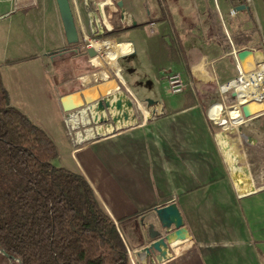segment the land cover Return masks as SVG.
<instances>
[{
    "label": "crops",
    "instance_id": "obj_1",
    "mask_svg": "<svg viewBox=\"0 0 264 264\" xmlns=\"http://www.w3.org/2000/svg\"><path fill=\"white\" fill-rule=\"evenodd\" d=\"M120 2L124 19L111 0H71L76 25L89 38L101 36L108 25L104 31H112L115 17L121 26L115 35L149 26L158 36L154 39L156 45L140 49L148 70L145 66L147 71L142 73L137 65L128 67L124 86L108 80L90 85L88 79L78 93L60 81L50 86L60 104L64 128L71 134L69 154L74 158V168H65L86 178L113 221L135 215L118 226L127 242L131 264H264V184L257 186L245 179L243 169L239 172L236 155L220 144L218 122L207 109L213 103L220 106L217 102L222 106L239 103L233 91L221 90V85L237 76V69L232 48L227 45L225 50L221 33L216 35L213 29L210 16L219 21L215 7L205 0ZM240 5L241 1L235 4V16L238 11L245 12V8L237 9ZM227 12V17H235ZM219 16L223 20L220 12ZM21 28L28 44L23 51L12 52L10 58L0 55L2 81L10 104L48 134L58 153V143L48 126L23 110L3 76L6 67H28L39 58L42 69L52 70L54 57L69 52L56 0H0V41L12 44L20 38ZM37 36L42 55L30 45ZM102 42L114 44L111 40ZM119 43H129L130 58L137 59L134 42ZM249 59L253 67L257 63V58H247L239 63L244 71L252 69H246ZM222 60H228L235 70L228 72L220 66ZM170 73L181 74L185 83L182 97L167 102L149 98L154 101L147 109L151 114L143 108L144 119L139 118L137 126L112 133L111 126L93 119L99 117L93 107L101 96L124 90L129 97L146 101L138 86L148 85L152 90L153 85H167ZM82 76L88 78L87 74ZM110 85L114 87L108 89ZM22 93L21 97L32 102L31 94ZM248 103L254 105L248 119L263 115L260 100ZM251 141L257 143L254 137ZM170 201L175 202L182 216L191 247L179 256L168 250L167 259L160 263L155 260L156 252L145 255L141 250L150 241L149 230L160 229L154 208Z\"/></svg>",
    "mask_w": 264,
    "mask_h": 264
},
{
    "label": "trees",
    "instance_id": "obj_2",
    "mask_svg": "<svg viewBox=\"0 0 264 264\" xmlns=\"http://www.w3.org/2000/svg\"><path fill=\"white\" fill-rule=\"evenodd\" d=\"M233 45L262 43L239 34ZM57 156L48 134L10 104L0 71V264H131L118 226L135 215L113 221L86 178L55 165Z\"/></svg>",
    "mask_w": 264,
    "mask_h": 264
},
{
    "label": "rangeland",
    "instance_id": "obj_3",
    "mask_svg": "<svg viewBox=\"0 0 264 264\" xmlns=\"http://www.w3.org/2000/svg\"><path fill=\"white\" fill-rule=\"evenodd\" d=\"M120 1L121 0H111L115 6L116 3ZM205 1H208L215 7V15L217 18H219L218 27L220 29L221 39L224 44L223 46H225V50H228L227 45L231 48L230 41L233 43L235 36L239 34H248L250 38V44H257L260 41L263 45L262 50L264 51V0H247L253 21L248 19L244 11H238V14L234 18L227 17V11H229L230 8L236 7L235 4L240 2V0ZM219 12L223 15V20L220 19ZM253 23L255 27L253 26ZM111 26L112 28L110 29H121L120 23H118V17H115L114 20H112ZM137 29L138 30L134 32L131 31L125 34L120 31L117 35L111 38H90L91 40H99L101 42L111 40V42L114 43L110 44L112 46H115L116 43L122 41L134 42L137 52V59H131L130 54L120 56L117 58V69H115L112 64L107 63L105 59H103L101 53H97L96 56L101 59V61L98 63L93 61L95 57L89 59L86 54V48L89 42L83 41L82 39L79 42V45L81 46V54L69 51L62 56L56 55L54 57V65L52 70L48 69V67L42 69V62L39 60L40 58L37 60V62H34V64L28 67L23 66L22 68H19L13 66L6 67V69H4L3 76L6 79L7 85H10L14 98H18L17 100L21 102L23 110L29 112L32 116H34V118H37L39 121H41L42 124L48 126L50 134L58 143V156L53 160L55 165L74 168V158L71 154H69L71 134H69L68 130L64 128V117L62 116L60 104L58 103V99L56 98V95H54L55 93L52 92L50 86L53 85L54 82L60 81L65 85H69L71 92L78 93L80 91V87L84 86L82 83L85 81V79L89 80L90 85H97L100 83L99 80L114 81L115 83L122 84L121 81H127L126 69L131 67L133 64L139 66L141 70L140 72L143 73L144 71H147L148 68L145 65L147 63L140 49L149 50L150 45L151 47L154 44L156 45L154 39L158 36V33L152 31L149 26L139 27ZM171 32L172 31L170 30L169 35H172ZM19 35L20 38H18V40L14 41L12 44L0 41V55L6 54L7 58H10L13 56L11 55L12 52H18L21 50L23 51V49L26 48L28 42L26 38V32L23 28H21ZM37 37L38 39L33 38L31 40L30 45L32 44V50H35L38 54L42 55L44 54V51L41 47V40L39 36ZM259 59V64L264 63V57L263 59ZM42 61L45 63L46 59L44 58ZM228 63V60H222L219 65H224L228 72H232L233 69L235 70L233 64L229 65ZM259 64L256 63L252 69L257 70V66ZM145 66L147 70L144 68ZM85 74H87L88 78L82 76ZM119 75L121 78H119ZM136 76L143 77V75ZM122 86L124 85L122 84ZM166 86L167 85L163 84L153 85L152 90L148 87V85H141L138 87L142 97H155L157 100L162 102L179 100L182 97V94L180 93L172 94L168 92ZM20 88H22L23 93ZM230 90L235 91L232 88ZM21 93L25 96H29V94H31L33 97L32 102L31 100H25L23 97H21ZM259 100L260 103L263 104V115L254 120L243 118L242 122L238 125L240 132H237L239 136H242V138L247 136L256 138V144H253L252 141L248 142L247 140L239 142L237 137H235V132L232 131L231 127H237V125H235L233 119L228 114V111L234 105H238L237 102H233L231 105L226 106H222L220 102H217L221 107L216 103H213L207 107V109L209 108V115L212 109L218 110L221 115H223L224 122L220 121L218 124H216V131L218 134L221 133L224 135L236 146L237 150H233V152L236 155L235 157L238 163L237 167L239 172H241V169H243L245 171L243 174L245 179L247 178L250 182L254 181L257 186H259V184H264V94ZM142 102L143 107H141V112L137 110L140 119H144L142 115V109L144 108L147 111V103L143 101V99ZM221 108L224 109V112H222ZM65 133L67 136H65ZM252 188H254L253 185Z\"/></svg>",
    "mask_w": 264,
    "mask_h": 264
},
{
    "label": "water",
    "instance_id": "obj_4",
    "mask_svg": "<svg viewBox=\"0 0 264 264\" xmlns=\"http://www.w3.org/2000/svg\"><path fill=\"white\" fill-rule=\"evenodd\" d=\"M59 14L61 17L66 41L68 44H75L79 41V31L75 23L74 13L72 11L69 0H56ZM116 8L120 11L121 19L125 18V10L122 6V2L116 4ZM245 5L237 7L238 10L244 9ZM86 54L89 59L97 56V51L88 46L86 48ZM237 60L242 63L247 57L262 58L264 57V51L262 49L252 50L250 48H244L237 52ZM232 95L237 98V93L233 91ZM147 109L153 105L152 99H146ZM238 108L241 112L242 119H248L252 116L253 112L250 108V103L244 101L238 103ZM90 109V108H88ZM140 108L128 96L126 91L119 90L115 93H109L101 96L93 107V111L98 113L93 117L97 122L111 126L110 132H118L126 128L134 127L139 124L138 111ZM153 113V112H152ZM149 118V117H148ZM147 118V119H148ZM247 141H251V137L247 136ZM154 213L160 224L159 230H149V243L142 248V252L145 255L150 254L151 251L156 252L155 260L162 262L167 259L168 250L176 252V256L181 255L185 249L191 247V243L187 236V231L184 227L182 216L174 201H170L163 206L154 208ZM184 241V245L181 242Z\"/></svg>",
    "mask_w": 264,
    "mask_h": 264
},
{
    "label": "bare ground",
    "instance_id": "obj_5",
    "mask_svg": "<svg viewBox=\"0 0 264 264\" xmlns=\"http://www.w3.org/2000/svg\"><path fill=\"white\" fill-rule=\"evenodd\" d=\"M90 41H89V46L94 48L97 51V53H101L103 56V59H105L107 63L112 64L114 67L118 66V63H117L118 57L126 53H129L132 50L131 45L129 43H119L115 46H112V45H109L107 43L100 42V41H94V40H90ZM247 58H250V57H247ZM93 61L95 63H98L101 60L99 57L95 56ZM258 61H260L259 58H258ZM252 67H253V64L251 63V59H249L247 62L246 69H250ZM112 87H114V85L108 86V89ZM231 88H233L235 92L237 93L239 103H242L244 101H249L252 99L262 98V95L264 94V63H260L257 67L256 72L252 75L245 76V78L242 81L232 80L227 84L225 83L224 85H221L222 91H227ZM250 108L251 110L254 109V105H250ZM144 111L147 115H149L148 111H146L145 109ZM228 114L233 119L235 125H237V127H231L232 131L235 132V135H236L235 137H237L239 142L246 141L247 137L242 138V136H239V134L237 133V132H240L238 129V125L242 122V116L238 108V105H234L233 107H231L228 111ZM210 116L217 122H220V121L224 122V117L223 115H221V113L218 110L212 109L210 111ZM217 137H218L220 144L222 145L224 149L237 150L236 146L221 133H219Z\"/></svg>",
    "mask_w": 264,
    "mask_h": 264
},
{
    "label": "built area",
    "instance_id": "obj_6",
    "mask_svg": "<svg viewBox=\"0 0 264 264\" xmlns=\"http://www.w3.org/2000/svg\"><path fill=\"white\" fill-rule=\"evenodd\" d=\"M235 14H236V9L235 8H231L230 10H229V15L231 16V17H234L235 16ZM108 28V26H105V28H104V30L105 29H107ZM103 30V31H104ZM80 33H81V38H82V40L83 41H86V42H89L91 39L88 37V35H86L84 32H83V30L81 29L80 30ZM96 41H99V40H96ZM230 43H231V48H232V54H233V56H234V58H235V60H236V69H237V76L233 79V80H240V81H242L244 78H245V76H249V75H252V74H254L255 72H256V70L255 69H251V70H249V71H244L242 68H241V66H240V64H239V62H238V60H237V57H236V54H237V52L238 51H240V50H242V49H244V48H250V49H252V50H258V49H262V47H263V45L261 46V47H242V48H235L234 46H233V43L230 41ZM89 46V44L87 45V47ZM132 52V51H131ZM130 52V53H131ZM129 53V54H130ZM127 55V54H126ZM259 62L260 61H258V59H257V64H259ZM258 67V66H257ZM117 76V75H116ZM118 78V77H117ZM166 81H167V90H168V92H170V93H172V94H177V93H181V92H183L184 91V89H185V83H184V80H183V78H182V76H181V74L180 73H170V74H168L167 76H166ZM122 84H124L123 83V81H122ZM233 89V88H232ZM125 90H127V89H125ZM128 91V90H127ZM129 92V91H128ZM132 96V100L136 103V105L140 108V110H141V105L143 104L142 102H139V101H137L136 99H135V96L134 95H131ZM259 100V99H258ZM148 111V110H147ZM149 112V111H148ZM151 113H149V115H150Z\"/></svg>",
    "mask_w": 264,
    "mask_h": 264
},
{
    "label": "flooded vegetation",
    "instance_id": "obj_7",
    "mask_svg": "<svg viewBox=\"0 0 264 264\" xmlns=\"http://www.w3.org/2000/svg\"><path fill=\"white\" fill-rule=\"evenodd\" d=\"M76 23V22H75ZM77 26V25H76ZM78 28V31H79V27H77ZM105 33H107V31H103L102 30V32H101V35L102 34H105ZM81 34H80V31H79V41L77 42V43H75L74 45H72V44H69L68 45V47H67V51H72V52H74V53H78V54H81V46L79 45V42H80V40L82 39L81 38V36H80ZM89 37V36H88ZM100 37V36H99ZM99 37H97V38H99Z\"/></svg>",
    "mask_w": 264,
    "mask_h": 264
}]
</instances>
